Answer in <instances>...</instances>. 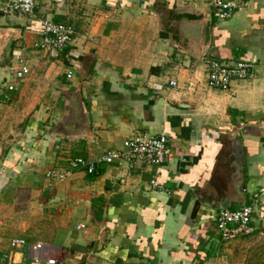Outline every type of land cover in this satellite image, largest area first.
Segmentation results:
<instances>
[{"label":"crops","instance_id":"1","mask_svg":"<svg viewBox=\"0 0 264 264\" xmlns=\"http://www.w3.org/2000/svg\"><path fill=\"white\" fill-rule=\"evenodd\" d=\"M160 1L35 0L33 13L22 14L0 0V26L18 28L0 42L1 58H9L0 60V105L5 94L15 98L0 114L10 119L0 127V256L237 264L236 247L247 239L222 240L213 216L220 206L244 204L253 207L252 236L264 235V0H239L223 20L210 10L212 0H165V22L154 12ZM210 12L205 55L254 64L251 78L227 89L207 85L205 55L187 37ZM43 20L71 23V42L57 51L34 47ZM19 58L30 73L8 92ZM31 81L34 88L43 82L40 98H27L36 93ZM79 93L88 127L77 123ZM160 132L168 139L162 164L98 161L107 150H124L127 138ZM76 157L101 171L71 167ZM50 170L63 178L47 177ZM16 236L27 244L10 251ZM245 254L251 264L264 262L256 249Z\"/></svg>","mask_w":264,"mask_h":264},{"label":"built area","instance_id":"2","mask_svg":"<svg viewBox=\"0 0 264 264\" xmlns=\"http://www.w3.org/2000/svg\"><path fill=\"white\" fill-rule=\"evenodd\" d=\"M215 6L214 16L219 19H227L236 8L239 7V0H212ZM35 7V0H4V9L22 14H32ZM74 27L68 22H54L50 20L41 21L39 37L34 41L33 46L40 49L57 51L67 46L74 37ZM206 65V83L213 88L227 89L233 80L249 79L253 75L254 64L250 61L239 59L225 62L212 55L206 54L203 57ZM30 73V66L26 59L19 58L18 67L14 70L16 80L24 79ZM73 75L72 70L66 74L67 78ZM16 82H7L4 85L8 92L16 88ZM174 80H170V85H175ZM1 86V81H0ZM5 94V98H8ZM167 134L160 132L155 135L127 138L123 141L124 150H107L98 159L99 162L110 163L118 159H126L133 163L141 164H162L168 156ZM71 167H84L88 172H92L95 163H87L85 159L76 157L70 160ZM69 171H67L68 173ZM47 177L57 179L63 178L64 174L56 170L47 171ZM152 183L155 184L153 180ZM253 207L244 204L237 208L220 206L217 208L213 218L216 230L224 241H230L253 231L251 226ZM80 226H84L81 224ZM10 251H15L26 246L27 240L23 237H12L10 239ZM40 243L32 246L39 249ZM13 254H3L0 256V264H60V260L55 256L33 257L15 259Z\"/></svg>","mask_w":264,"mask_h":264},{"label":"rangeland","instance_id":"3","mask_svg":"<svg viewBox=\"0 0 264 264\" xmlns=\"http://www.w3.org/2000/svg\"><path fill=\"white\" fill-rule=\"evenodd\" d=\"M177 2L179 4H183V6H186V2L187 1L186 0H177ZM156 3H157L156 10H154V12L158 15L159 19L164 20V22H165V19L167 18L166 17L167 16V12H168V9H166L167 7H164L166 2L164 0V1H160V3L159 2H156ZM158 5H161L163 7L160 8V9H157L158 8ZM12 12L15 13L14 11H12ZM0 60H2L3 62H5L6 64H9V62H8L9 58H8V56L7 57H3V58H1V56H0ZM10 65H11V63H10ZM11 72H12L11 69H9L8 70V73H11ZM245 80H247V79H245ZM12 81H18V80H16L14 78V76H13ZM32 83H33V81H31V89H32V91H35L36 93H34V92L27 93L26 94L27 98H30L31 97V93H32L33 98H36L37 95H39L38 98H40V95L44 93V90L42 89V88H44L43 82H39L38 81V87L39 88H34L32 86ZM9 97H10L9 99H5V100L2 101V105H0V114H2L1 113L2 110H4V109L8 110V107L10 106L9 103L11 102L12 99H15L12 96V94H10ZM40 103H38V105L35 108H33V110L34 109H37L38 107H40ZM21 107H20V109H21ZM31 112H33V111H31ZM3 113H5V112H3ZM2 118L3 117L1 116L0 117V127H4L5 128L6 126L10 125V123H9V120L10 119H9L8 116L4 120H2ZM25 118L27 119V117H24L23 119H25ZM25 123H26L25 121L24 122L22 121V124L21 125L25 126ZM21 125H19L18 127H20ZM252 232L249 233V234H246V235H242V236H240L238 238H234L233 240H230L231 242H236V241H239L240 242L241 240L247 239V241H245L244 243H239V248L236 247L237 248L236 249L237 256L235 257V259L238 261L237 264H251L249 262L251 256H247V254H245L246 251L250 252L251 249H256L257 256H259V258H260V256H264V235L260 233L259 234V237H254V236H252V234H253ZM249 236H252L253 238L250 240V237ZM229 245H231V244H229ZM244 255H246V256H244ZM258 261H259V259H257V261H255L256 264H260V263H258ZM261 264H264V262H261Z\"/></svg>","mask_w":264,"mask_h":264},{"label":"water","instance_id":"4","mask_svg":"<svg viewBox=\"0 0 264 264\" xmlns=\"http://www.w3.org/2000/svg\"><path fill=\"white\" fill-rule=\"evenodd\" d=\"M214 9V5L210 6L211 11H214ZM211 15L212 14L210 12L206 15L203 20H200L199 23H195L194 31H191L190 34H187V37L191 40L192 44L201 50L202 55H205L204 52L208 48L211 41ZM193 24L190 25V28L193 26ZM16 29L18 30V28L0 26V42L1 40L9 36L11 32L16 31ZM74 106L77 111V123L82 127H88L90 124V115L85 100L83 99L80 93L76 95V100H74ZM232 161L235 166V172L239 175V177H241L243 174V164L241 155L237 154L236 152ZM241 185L243 184L241 183ZM241 185L240 188H243V186Z\"/></svg>","mask_w":264,"mask_h":264},{"label":"trees","instance_id":"5","mask_svg":"<svg viewBox=\"0 0 264 264\" xmlns=\"http://www.w3.org/2000/svg\"><path fill=\"white\" fill-rule=\"evenodd\" d=\"M186 17H188V18H195V16L194 15H189V14H187V15H185ZM81 158V157H80ZM94 169H95V167H94ZM101 171V168H97L95 171L93 170L92 172H94V175L96 174V173H98V172H100Z\"/></svg>","mask_w":264,"mask_h":264}]
</instances>
